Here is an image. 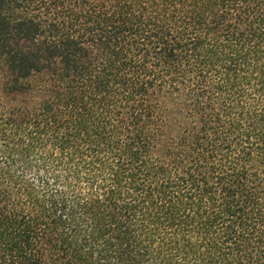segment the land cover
I'll list each match as a JSON object with an SVG mask.
<instances>
[{"label":"trees","instance_id":"1","mask_svg":"<svg viewBox=\"0 0 264 264\" xmlns=\"http://www.w3.org/2000/svg\"><path fill=\"white\" fill-rule=\"evenodd\" d=\"M0 264H264V0H0Z\"/></svg>","mask_w":264,"mask_h":264}]
</instances>
